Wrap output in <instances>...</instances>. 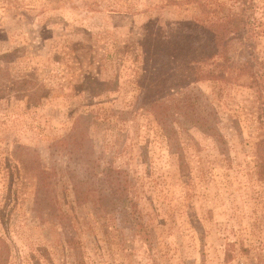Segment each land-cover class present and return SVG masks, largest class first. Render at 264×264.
Instances as JSON below:
<instances>
[{
    "label": "rangeland",
    "instance_id": "rangeland-1",
    "mask_svg": "<svg viewBox=\"0 0 264 264\" xmlns=\"http://www.w3.org/2000/svg\"><path fill=\"white\" fill-rule=\"evenodd\" d=\"M0 0V264H264V0ZM117 182H120L118 185Z\"/></svg>",
    "mask_w": 264,
    "mask_h": 264
},
{
    "label": "trees",
    "instance_id": "trees-1",
    "mask_svg": "<svg viewBox=\"0 0 264 264\" xmlns=\"http://www.w3.org/2000/svg\"><path fill=\"white\" fill-rule=\"evenodd\" d=\"M242 10L238 16L226 17L203 24L202 32L205 37V44L198 45L195 50L196 60L194 67L190 68L189 74L194 81L204 80H225L224 77L212 69L204 70L201 66L208 62L216 64L217 59L226 61L227 47L233 39H242L249 44L250 41L261 33L260 26L251 16L253 10V0H241ZM251 71L249 88L254 90L256 101L258 102L257 119L262 129V138L258 142L257 148V169L260 178L264 179V82L262 75L250 65ZM120 185V182H117Z\"/></svg>",
    "mask_w": 264,
    "mask_h": 264
}]
</instances>
